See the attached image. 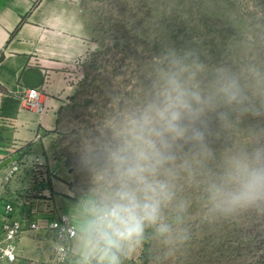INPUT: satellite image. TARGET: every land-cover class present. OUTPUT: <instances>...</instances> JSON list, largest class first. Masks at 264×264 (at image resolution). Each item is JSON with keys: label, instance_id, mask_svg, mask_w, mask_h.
I'll return each instance as SVG.
<instances>
[{"label": "rangeland", "instance_id": "rangeland-1", "mask_svg": "<svg viewBox=\"0 0 264 264\" xmlns=\"http://www.w3.org/2000/svg\"><path fill=\"white\" fill-rule=\"evenodd\" d=\"M82 4L91 46L57 118L77 195L112 200L125 179L121 158L170 78L206 101L203 141L177 142L175 158L149 177L172 194L161 205L170 231L147 226L121 264L263 263L264 201L233 207L226 194L237 188L235 158L264 167V0Z\"/></svg>", "mask_w": 264, "mask_h": 264}, {"label": "crops", "instance_id": "crops-1", "mask_svg": "<svg viewBox=\"0 0 264 264\" xmlns=\"http://www.w3.org/2000/svg\"><path fill=\"white\" fill-rule=\"evenodd\" d=\"M90 46L82 0H0V191L19 215L39 225L17 240L15 264L49 259L56 244L49 224L60 215L76 227L72 250L80 256L83 228L96 204L73 190L58 152L57 118ZM28 88L41 90L40 113L25 106ZM13 162L19 171L3 184Z\"/></svg>", "mask_w": 264, "mask_h": 264}, {"label": "clouds", "instance_id": "clouds-1", "mask_svg": "<svg viewBox=\"0 0 264 264\" xmlns=\"http://www.w3.org/2000/svg\"><path fill=\"white\" fill-rule=\"evenodd\" d=\"M205 103L200 93L183 87L175 77L168 80L163 99L139 126L138 143L121 158L125 179L115 196L90 209L93 218L83 228L80 264H121L125 251L141 245L147 226H157L160 234L170 231L162 222L161 205L172 194L166 183L149 177L175 158L171 150L177 142L203 141L199 122ZM230 177L237 188L226 194L228 204L247 207L264 201V167L235 158Z\"/></svg>", "mask_w": 264, "mask_h": 264}, {"label": "built area", "instance_id": "built-area-1", "mask_svg": "<svg viewBox=\"0 0 264 264\" xmlns=\"http://www.w3.org/2000/svg\"><path fill=\"white\" fill-rule=\"evenodd\" d=\"M23 94L26 108L40 113L43 109L41 90L28 88L23 91ZM18 171L19 163L13 162L3 176V184H8ZM38 228V223L30 216L19 215L15 203L9 198H4L0 191V264H15L17 240L21 234ZM49 229L56 243L49 259L31 260L26 264H80V256H76L72 250V241L77 235V230L69 217L60 215L49 224ZM93 264H95L94 261Z\"/></svg>", "mask_w": 264, "mask_h": 264}, {"label": "trees", "instance_id": "trees-1", "mask_svg": "<svg viewBox=\"0 0 264 264\" xmlns=\"http://www.w3.org/2000/svg\"><path fill=\"white\" fill-rule=\"evenodd\" d=\"M260 264H264V262L263 263H260Z\"/></svg>", "mask_w": 264, "mask_h": 264}]
</instances>
